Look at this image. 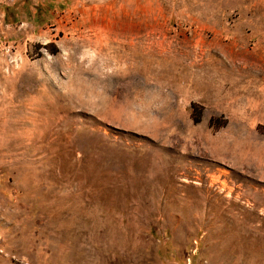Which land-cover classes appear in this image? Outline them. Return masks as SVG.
<instances>
[{
    "label": "rangeland",
    "instance_id": "1",
    "mask_svg": "<svg viewBox=\"0 0 264 264\" xmlns=\"http://www.w3.org/2000/svg\"><path fill=\"white\" fill-rule=\"evenodd\" d=\"M0 264H264V0H0Z\"/></svg>",
    "mask_w": 264,
    "mask_h": 264
},
{
    "label": "bare ground",
    "instance_id": "2",
    "mask_svg": "<svg viewBox=\"0 0 264 264\" xmlns=\"http://www.w3.org/2000/svg\"><path fill=\"white\" fill-rule=\"evenodd\" d=\"M171 167L174 168V170H172V171L167 170L166 172H162V174L159 177L156 178V181L158 182V184L161 187L158 192L159 193L161 192L164 195L166 194L167 195V198L168 197H174L175 196V192L172 189V187H168V186H170V185H168V183L171 182V179L169 177V174H170L171 178H173V176L171 175V173L173 171H180V172L182 171V172H184L187 175H190V173H191L190 172V169L188 168L189 166L188 167H183V166H181V167L180 166H176L175 167V166L172 165ZM166 187L168 189L165 190ZM156 193H157V191H156ZM197 198H198V196H197ZM199 198H201L204 201L205 200L209 201L211 199V195H210V193L208 191H205V192H202V195L199 196Z\"/></svg>",
    "mask_w": 264,
    "mask_h": 264
},
{
    "label": "trees",
    "instance_id": "3",
    "mask_svg": "<svg viewBox=\"0 0 264 264\" xmlns=\"http://www.w3.org/2000/svg\"><path fill=\"white\" fill-rule=\"evenodd\" d=\"M190 108H191V112H192V113L196 112V110H197L198 115L200 114V110L197 109V106H196L194 103H192V104L190 105ZM196 122H197V121H195V123H196ZM211 123H212V121L209 120V124H211Z\"/></svg>",
    "mask_w": 264,
    "mask_h": 264
}]
</instances>
